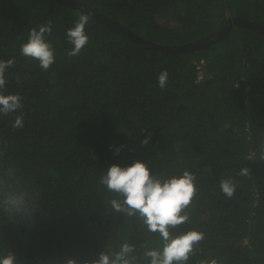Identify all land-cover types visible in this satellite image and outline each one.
Instances as JSON below:
<instances>
[{"label": "trees", "instance_id": "obj_1", "mask_svg": "<svg viewBox=\"0 0 264 264\" xmlns=\"http://www.w3.org/2000/svg\"><path fill=\"white\" fill-rule=\"evenodd\" d=\"M77 1L158 44H182L229 16L264 27V0ZM80 13L52 0H0V60L15 61L3 92L22 97L21 109L0 115V256L83 264L128 243L132 264H149L144 253L162 247L159 234L138 215L115 211L110 202L122 197L99 182L111 164L140 160L161 179L184 169L196 177L188 221L170 228L205 234L187 264H264V35L233 25L193 56L197 50L147 48L90 17L87 45L70 57L66 30ZM49 21L55 62L42 70L20 45ZM21 113L24 126L13 128ZM222 179L236 185L231 198ZM10 196L19 210L6 203Z\"/></svg>", "mask_w": 264, "mask_h": 264}, {"label": "clouds", "instance_id": "obj_2", "mask_svg": "<svg viewBox=\"0 0 264 264\" xmlns=\"http://www.w3.org/2000/svg\"><path fill=\"white\" fill-rule=\"evenodd\" d=\"M90 14L81 12L73 26L66 30V39L73 47L68 51L70 57L79 56L88 43L85 27ZM52 33L51 22L41 24L38 28L29 30L27 39L20 45V54L38 61L42 70H48L55 62L52 44L46 39ZM15 61L0 60V115H8L22 108V97L19 94H4L6 85L5 72ZM168 79L166 70L158 74V86L164 88ZM24 126L23 114L15 116L13 128ZM142 143H147L145 138ZM119 152V149H117ZM264 159V152L261 153ZM239 175L248 176L249 169L241 167ZM196 177L191 171L184 169L182 174L165 179L150 174L144 162L135 160L128 166L111 164L100 177V184L109 191L117 193L122 200H111L112 208L129 216L138 215L151 233H158L162 240L161 248L147 250L144 255L149 258V264H187L189 256L194 251L205 234L196 229L174 235L170 228L188 221L185 209L191 204L196 194ZM221 192L231 198L236 189L232 179H222L219 184ZM7 204L19 210L20 199L9 197ZM134 252L131 244L124 243L118 252L101 251L98 259L85 260L83 264H132L129 254ZM15 255L11 251L0 256V264H15ZM64 264H76L74 258H68ZM200 264H218L215 258L202 259Z\"/></svg>", "mask_w": 264, "mask_h": 264}, {"label": "water", "instance_id": "obj_3", "mask_svg": "<svg viewBox=\"0 0 264 264\" xmlns=\"http://www.w3.org/2000/svg\"><path fill=\"white\" fill-rule=\"evenodd\" d=\"M52 1L67 5L70 8L77 10L78 12L90 14V17L98 20L102 24L108 26L112 30L122 35H125L127 37L139 41L143 46L147 48H156L159 50H163L165 52H190V51L207 48L223 40L230 33L233 25H240L264 35L263 26L256 24L252 20L243 19L239 16H236L226 20L225 25L221 26L219 30L208 36L198 38L193 41L185 42L182 44H158L134 34L130 29L125 27L117 20H113L110 17L95 10L94 8L88 7L77 0H52Z\"/></svg>", "mask_w": 264, "mask_h": 264}, {"label": "built area", "instance_id": "obj_4", "mask_svg": "<svg viewBox=\"0 0 264 264\" xmlns=\"http://www.w3.org/2000/svg\"><path fill=\"white\" fill-rule=\"evenodd\" d=\"M194 70H195V81L196 82L200 81L203 78V75H204L203 59H199L198 62H195Z\"/></svg>", "mask_w": 264, "mask_h": 264}, {"label": "rangeland", "instance_id": "obj_5", "mask_svg": "<svg viewBox=\"0 0 264 264\" xmlns=\"http://www.w3.org/2000/svg\"><path fill=\"white\" fill-rule=\"evenodd\" d=\"M232 17H236V16H229V17H227L226 18V20H228L229 18H232ZM158 20L160 21V20H162V18H158ZM225 25V24H224ZM221 26H223V25H221ZM220 26V27H221ZM219 27V26H218ZM219 27V28H220ZM219 28H217V29H215V30H213V31H210V32H207V33H205V34H201L200 36H196L194 39H191V40H189V41H193V40H195V39H198V38H202V37H205V36H208V35H210V34H213V33H215L217 30H219ZM234 28H236V26L234 27ZM232 31H235V29H233ZM189 41H186V42H189ZM185 43V42H184ZM201 53H203V50L201 49V50H197V52H195L194 54H193V56H198V55H200Z\"/></svg>", "mask_w": 264, "mask_h": 264}]
</instances>
